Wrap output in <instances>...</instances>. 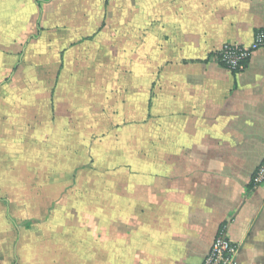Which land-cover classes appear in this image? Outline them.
<instances>
[{
  "label": "crops",
  "instance_id": "0c3cea01",
  "mask_svg": "<svg viewBox=\"0 0 264 264\" xmlns=\"http://www.w3.org/2000/svg\"><path fill=\"white\" fill-rule=\"evenodd\" d=\"M264 0H0V264H264ZM17 218L22 219L17 220Z\"/></svg>",
  "mask_w": 264,
  "mask_h": 264
},
{
  "label": "built area",
  "instance_id": "2783aa9c",
  "mask_svg": "<svg viewBox=\"0 0 264 264\" xmlns=\"http://www.w3.org/2000/svg\"><path fill=\"white\" fill-rule=\"evenodd\" d=\"M264 47V32L258 31L248 45L226 43L212 55L220 66L231 72L243 70L256 49ZM249 184L252 187L264 186V158L255 168ZM239 247L232 242L222 226L215 234L211 246L199 264H238Z\"/></svg>",
  "mask_w": 264,
  "mask_h": 264
},
{
  "label": "rangeland",
  "instance_id": "374dc122",
  "mask_svg": "<svg viewBox=\"0 0 264 264\" xmlns=\"http://www.w3.org/2000/svg\"><path fill=\"white\" fill-rule=\"evenodd\" d=\"M17 220H20V221H21L22 219H20V218H17Z\"/></svg>",
  "mask_w": 264,
  "mask_h": 264
}]
</instances>
